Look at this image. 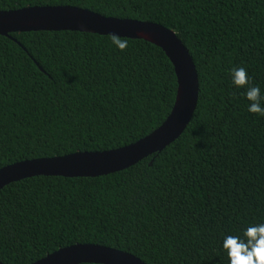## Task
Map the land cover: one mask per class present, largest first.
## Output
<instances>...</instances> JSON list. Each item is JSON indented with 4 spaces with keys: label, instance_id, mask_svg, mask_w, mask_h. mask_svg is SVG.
<instances>
[{
    "label": "trees",
    "instance_id": "16d2710c",
    "mask_svg": "<svg viewBox=\"0 0 264 264\" xmlns=\"http://www.w3.org/2000/svg\"><path fill=\"white\" fill-rule=\"evenodd\" d=\"M57 6L173 31L196 68L198 101L178 139L128 169L1 189L0 262L90 244L145 264H228L223 239L264 223V117L248 112L230 75L244 67L264 95V0H0V11ZM127 40L119 51L88 33L0 36V169L116 150L166 120L173 65Z\"/></svg>",
    "mask_w": 264,
    "mask_h": 264
},
{
    "label": "water",
    "instance_id": "95a60500",
    "mask_svg": "<svg viewBox=\"0 0 264 264\" xmlns=\"http://www.w3.org/2000/svg\"><path fill=\"white\" fill-rule=\"evenodd\" d=\"M80 32L142 40L163 51L173 65L177 93L166 120L151 134L126 147L35 159L0 169V190L33 177L94 178L128 169L160 153L183 133L198 101V76L187 49L176 34L158 24L103 17L76 7H31L0 11V36L25 32ZM0 264H2L0 262ZM33 264H145L135 256L98 245L60 249Z\"/></svg>",
    "mask_w": 264,
    "mask_h": 264
},
{
    "label": "clouds",
    "instance_id": "9594fccd",
    "mask_svg": "<svg viewBox=\"0 0 264 264\" xmlns=\"http://www.w3.org/2000/svg\"><path fill=\"white\" fill-rule=\"evenodd\" d=\"M110 42L119 51H124L128 46L127 39L112 34ZM230 75L234 88H245L244 97L248 101V112L264 117V95L258 85H251L247 70L244 67L233 68ZM222 251L227 255L228 264H264V223L247 227L242 235L225 237L222 241Z\"/></svg>",
    "mask_w": 264,
    "mask_h": 264
}]
</instances>
